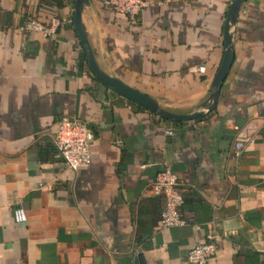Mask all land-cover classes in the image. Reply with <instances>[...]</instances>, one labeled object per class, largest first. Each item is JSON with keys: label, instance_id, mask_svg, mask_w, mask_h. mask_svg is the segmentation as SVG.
<instances>
[{"label": "crops", "instance_id": "obj_1", "mask_svg": "<svg viewBox=\"0 0 264 264\" xmlns=\"http://www.w3.org/2000/svg\"><path fill=\"white\" fill-rule=\"evenodd\" d=\"M87 1L81 23L102 71L174 113L207 97L231 0H151L133 25ZM72 13V0H0V264H189L202 242L216 246L207 264H264V0L241 5L217 102L186 121L105 88ZM53 16V35L20 29ZM61 117L91 131L87 167L71 171L57 154ZM164 168L187 225L158 226L163 197L150 182Z\"/></svg>", "mask_w": 264, "mask_h": 264}, {"label": "built area", "instance_id": "obj_2", "mask_svg": "<svg viewBox=\"0 0 264 264\" xmlns=\"http://www.w3.org/2000/svg\"><path fill=\"white\" fill-rule=\"evenodd\" d=\"M151 0H105L114 11L126 15L127 22L133 25L143 8L150 4ZM59 17H50L46 23L35 18L28 17L20 25L24 31L39 32L42 36L53 35L61 24ZM171 133V131H167ZM92 133L89 128L78 119L61 117L55 122V132L52 142L57 154L64 165L71 171L87 167L90 162L89 143ZM246 139H235L232 145V154L238 158L245 149ZM177 176L168 168L158 171L150 182V190L154 195H162L163 207L160 211L158 226L168 228L183 226L191 222L190 217H184L180 213V205L183 195L177 188ZM216 246L211 242H202L190 247L185 255L189 264H207V260L215 253Z\"/></svg>", "mask_w": 264, "mask_h": 264}, {"label": "water", "instance_id": "obj_3", "mask_svg": "<svg viewBox=\"0 0 264 264\" xmlns=\"http://www.w3.org/2000/svg\"><path fill=\"white\" fill-rule=\"evenodd\" d=\"M244 1L245 0H231L229 2L223 23L221 58L208 86L207 97L187 113H174L161 107L154 98L149 97L139 90L122 83L117 78L105 73L98 67L93 57L92 50L87 40L86 32L80 18L83 8L88 5L87 0H72L73 13L71 16V23L73 30L79 39L87 66L95 78L105 88L143 107L158 117L168 121H186L203 115L205 111L212 110L217 102L220 86L232 61V33L235 29L238 11Z\"/></svg>", "mask_w": 264, "mask_h": 264}, {"label": "trees", "instance_id": "obj_4", "mask_svg": "<svg viewBox=\"0 0 264 264\" xmlns=\"http://www.w3.org/2000/svg\"><path fill=\"white\" fill-rule=\"evenodd\" d=\"M82 57H84L83 54H82Z\"/></svg>", "mask_w": 264, "mask_h": 264}]
</instances>
